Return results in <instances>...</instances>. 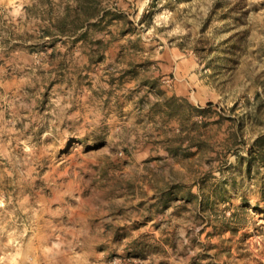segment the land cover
<instances>
[{"label": "rangeland", "instance_id": "rangeland-1", "mask_svg": "<svg viewBox=\"0 0 264 264\" xmlns=\"http://www.w3.org/2000/svg\"><path fill=\"white\" fill-rule=\"evenodd\" d=\"M0 264H264V0H0Z\"/></svg>", "mask_w": 264, "mask_h": 264}]
</instances>
